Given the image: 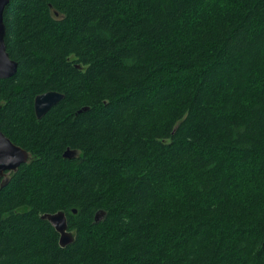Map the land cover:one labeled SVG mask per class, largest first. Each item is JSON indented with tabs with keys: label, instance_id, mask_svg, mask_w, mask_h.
<instances>
[{
	"label": "trees",
	"instance_id": "1",
	"mask_svg": "<svg viewBox=\"0 0 264 264\" xmlns=\"http://www.w3.org/2000/svg\"><path fill=\"white\" fill-rule=\"evenodd\" d=\"M3 22L0 130L29 157L0 264H264V0H9Z\"/></svg>",
	"mask_w": 264,
	"mask_h": 264
},
{
	"label": "water",
	"instance_id": "2",
	"mask_svg": "<svg viewBox=\"0 0 264 264\" xmlns=\"http://www.w3.org/2000/svg\"><path fill=\"white\" fill-rule=\"evenodd\" d=\"M9 0H0V79L13 76L17 70V62L10 58L6 51L4 42L5 25L3 22V10ZM64 95L58 91H46L35 96L33 108L35 116L40 119L44 116L53 106L63 99ZM87 110L86 107L79 111ZM62 156L64 158H74L77 156V151L67 148ZM29 157L28 152L13 143L1 130H0V186L4 187L9 181V172H15L17 168L27 162ZM76 210L73 209V212ZM104 216V211L99 210L95 213V220L99 221ZM41 219L47 220L59 234L58 242L61 247L70 244L74 240L72 232L68 229L66 215L63 211H56L53 213H44Z\"/></svg>",
	"mask_w": 264,
	"mask_h": 264
},
{
	"label": "flooded vegetation",
	"instance_id": "3",
	"mask_svg": "<svg viewBox=\"0 0 264 264\" xmlns=\"http://www.w3.org/2000/svg\"><path fill=\"white\" fill-rule=\"evenodd\" d=\"M9 173H10V172H9ZM9 173H8V174H9Z\"/></svg>",
	"mask_w": 264,
	"mask_h": 264
}]
</instances>
